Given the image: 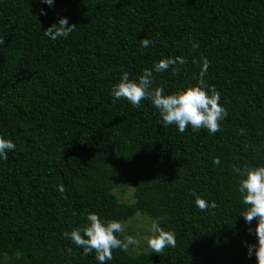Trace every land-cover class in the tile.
Returning a JSON list of instances; mask_svg holds the SVG:
<instances>
[{
	"label": "trees",
	"instance_id": "1",
	"mask_svg": "<svg viewBox=\"0 0 264 264\" xmlns=\"http://www.w3.org/2000/svg\"><path fill=\"white\" fill-rule=\"evenodd\" d=\"M61 18L75 31L44 35ZM0 39V135L16 145L0 158V264H99L64 236L89 212L175 233V248L117 249L107 264H257L234 169L264 166V0H0ZM175 57L188 61L178 75L154 71ZM201 57L229 113L221 131L180 133L150 100L113 103L122 70L152 69L169 95L198 82ZM193 191L218 207L201 211Z\"/></svg>",
	"mask_w": 264,
	"mask_h": 264
},
{
	"label": "clouds",
	"instance_id": "2",
	"mask_svg": "<svg viewBox=\"0 0 264 264\" xmlns=\"http://www.w3.org/2000/svg\"><path fill=\"white\" fill-rule=\"evenodd\" d=\"M42 2L51 6L54 0H42ZM41 14H45L42 13ZM69 25L67 18H61L59 24H53L44 31V35L52 40L64 37L67 38L76 29V25ZM153 42L145 38L141 40V45L147 48ZM5 44L0 39V45ZM197 43L192 44L193 49H197ZM202 67L200 68L199 77L196 84H190L182 90L165 95L164 88H152L154 82L153 70L145 69L138 80L130 79L129 73L123 71L118 83L111 88L113 103L116 100L125 99L134 108H139L142 102L150 100L152 105L158 110L163 125H175L180 133H184L189 126L193 132L201 129L207 130L210 134L221 131L220 121L228 116V110L220 103L221 96L214 85L210 86L204 77L209 68V61L201 57ZM187 58L175 57L164 58L155 63L153 68L156 73L164 72L172 68L173 75H178L180 66L187 64ZM193 63H196L193 60ZM179 65V66H177ZM240 135L245 134L244 129H240ZM16 148L12 140L5 139L0 135V158L7 159V153L14 151ZM214 165H220L219 158L213 160ZM234 171L241 176L239 181V193L242 196V203L245 206L240 216L244 218L249 225L256 221L254 234L257 238V244H247L248 256L252 257L253 253L257 264H264V166L247 167L243 169L235 168ZM62 195L65 188L61 184L57 189ZM192 196L195 198V206L201 211H207L209 208L218 207L216 201L209 204L198 193L193 191ZM66 198V196L64 197ZM163 218L153 219L151 222V234L145 235L147 247L154 253L160 254L166 247H176V237L173 231H166L161 227L160 220ZM248 231L253 232L249 227ZM64 236L71 240L79 248H83L84 255L95 253V258L99 264H107V261L114 259V250L127 252L130 247H140V239L132 235H124V225L118 220H102L96 213L89 212L86 216V223L80 227H75L71 232H64ZM123 236V239L119 238ZM71 253L72 249H67Z\"/></svg>",
	"mask_w": 264,
	"mask_h": 264
},
{
	"label": "rangeland",
	"instance_id": "3",
	"mask_svg": "<svg viewBox=\"0 0 264 264\" xmlns=\"http://www.w3.org/2000/svg\"><path fill=\"white\" fill-rule=\"evenodd\" d=\"M113 193L123 203H132L133 190L130 187H125L122 180H118V186L113 190ZM137 213L132 219L123 222L124 235H132L141 241L140 247H130L129 250L133 254H138L142 251H151L144 240L145 235L151 234V224L140 214Z\"/></svg>",
	"mask_w": 264,
	"mask_h": 264
}]
</instances>
